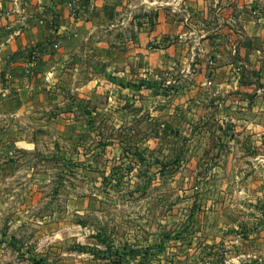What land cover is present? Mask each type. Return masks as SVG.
Listing matches in <instances>:
<instances>
[{"label": "rangeland", "instance_id": "obj_1", "mask_svg": "<svg viewBox=\"0 0 264 264\" xmlns=\"http://www.w3.org/2000/svg\"><path fill=\"white\" fill-rule=\"evenodd\" d=\"M147 96L0 100V264H264L258 169L189 163Z\"/></svg>", "mask_w": 264, "mask_h": 264}, {"label": "crops", "instance_id": "obj_2", "mask_svg": "<svg viewBox=\"0 0 264 264\" xmlns=\"http://www.w3.org/2000/svg\"><path fill=\"white\" fill-rule=\"evenodd\" d=\"M260 87L264 0H0V100L159 95L181 157L245 160L264 189Z\"/></svg>", "mask_w": 264, "mask_h": 264}, {"label": "built area", "instance_id": "obj_3", "mask_svg": "<svg viewBox=\"0 0 264 264\" xmlns=\"http://www.w3.org/2000/svg\"><path fill=\"white\" fill-rule=\"evenodd\" d=\"M261 90H264L263 88H261ZM235 102H237V101H235Z\"/></svg>", "mask_w": 264, "mask_h": 264}]
</instances>
